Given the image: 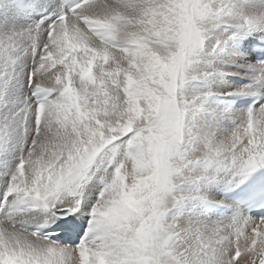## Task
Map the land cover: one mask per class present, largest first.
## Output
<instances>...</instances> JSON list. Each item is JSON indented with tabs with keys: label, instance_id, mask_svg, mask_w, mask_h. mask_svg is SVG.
<instances>
[{
	"label": "snow or ice",
	"instance_id": "1",
	"mask_svg": "<svg viewBox=\"0 0 264 264\" xmlns=\"http://www.w3.org/2000/svg\"><path fill=\"white\" fill-rule=\"evenodd\" d=\"M0 264H264V0H0Z\"/></svg>",
	"mask_w": 264,
	"mask_h": 264
}]
</instances>
